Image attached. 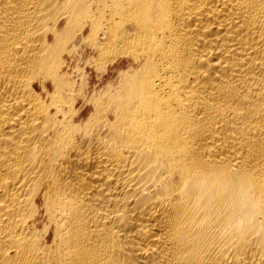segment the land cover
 <instances>
[{"label": "bare ground", "instance_id": "6f19581e", "mask_svg": "<svg viewBox=\"0 0 264 264\" xmlns=\"http://www.w3.org/2000/svg\"><path fill=\"white\" fill-rule=\"evenodd\" d=\"M0 264H264V0H0Z\"/></svg>", "mask_w": 264, "mask_h": 264}, {"label": "rangeland", "instance_id": "374dc122", "mask_svg": "<svg viewBox=\"0 0 264 264\" xmlns=\"http://www.w3.org/2000/svg\"><path fill=\"white\" fill-rule=\"evenodd\" d=\"M115 66V65H114ZM86 73H87V75H89L90 76V78H91V83H94V82H96V80H97V75H96V71H95V69H93V67H87V71H86ZM108 75L110 76V73H108ZM108 75H106L105 77H104V80H105V78H108L109 76Z\"/></svg>", "mask_w": 264, "mask_h": 264}]
</instances>
